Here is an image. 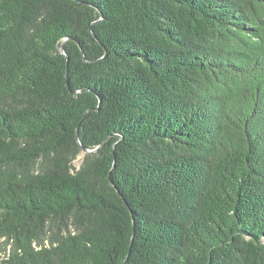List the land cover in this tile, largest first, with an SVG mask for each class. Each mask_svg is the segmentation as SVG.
Returning <instances> with one entry per match:
<instances>
[{
  "label": "trees",
  "instance_id": "trees-1",
  "mask_svg": "<svg viewBox=\"0 0 264 264\" xmlns=\"http://www.w3.org/2000/svg\"><path fill=\"white\" fill-rule=\"evenodd\" d=\"M0 238L264 264V0H0Z\"/></svg>",
  "mask_w": 264,
  "mask_h": 264
},
{
  "label": "rangeland",
  "instance_id": "rangeland-1",
  "mask_svg": "<svg viewBox=\"0 0 264 264\" xmlns=\"http://www.w3.org/2000/svg\"><path fill=\"white\" fill-rule=\"evenodd\" d=\"M84 154L78 156L77 160L74 162V166L77 170L80 169L83 162ZM48 242H46L47 244ZM11 254V246L6 244L4 239L0 238V264H3L4 261L9 259V255Z\"/></svg>",
  "mask_w": 264,
  "mask_h": 264
},
{
  "label": "water",
  "instance_id": "water-1",
  "mask_svg": "<svg viewBox=\"0 0 264 264\" xmlns=\"http://www.w3.org/2000/svg\"><path fill=\"white\" fill-rule=\"evenodd\" d=\"M64 54V53H63ZM84 151V153H91V151H88V150H85V149H83Z\"/></svg>",
  "mask_w": 264,
  "mask_h": 264
}]
</instances>
